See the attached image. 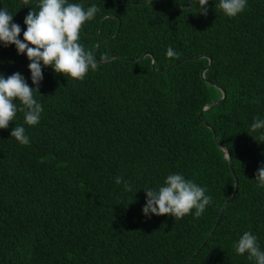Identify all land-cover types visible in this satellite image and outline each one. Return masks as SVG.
Returning a JSON list of instances; mask_svg holds the SVG:
<instances>
[{"label": "trees", "instance_id": "1", "mask_svg": "<svg viewBox=\"0 0 264 264\" xmlns=\"http://www.w3.org/2000/svg\"><path fill=\"white\" fill-rule=\"evenodd\" d=\"M69 2L100 9L80 33L99 68L83 81L43 68L39 123L18 111L0 129V264H255L233 245L249 231L264 251V141L250 133L264 119V0L232 18L219 0L207 15L198 0ZM38 3L0 0L21 40ZM29 63L0 44V74L35 88ZM173 173L212 197L201 217L143 214L145 190Z\"/></svg>", "mask_w": 264, "mask_h": 264}, {"label": "clouds", "instance_id": "2", "mask_svg": "<svg viewBox=\"0 0 264 264\" xmlns=\"http://www.w3.org/2000/svg\"><path fill=\"white\" fill-rule=\"evenodd\" d=\"M22 3L28 5L29 0H22ZM198 3L200 14L207 15L209 0H198ZM37 7L38 11L31 8L24 19L26 30L23 31V40L20 39L22 28L13 22V15L6 9H0V44L4 47L15 45L18 54L26 53L30 61L31 81L36 86L30 87L19 72L7 78L0 74V129H8L18 111L23 113L26 125L39 123L43 108L34 98V91L40 92L43 68L51 67L56 74L73 81H83L90 70L99 68L93 52L80 43L83 26L100 11L96 5L85 9L82 4L69 0H39ZM215 7L232 18L245 11L247 0H219ZM166 55L168 58L178 57L171 47ZM25 132V127L16 125L11 137L20 145L27 146L30 139ZM250 133H259L258 137L249 135L257 141H264V119L254 118ZM255 180L257 187L264 188V164L258 169ZM115 182L118 185L123 182L125 191L132 190L123 177H117ZM145 191L146 203L142 211L147 217L167 215L177 221L194 210L195 217L199 218L212 203V197L206 195L204 187L179 173L169 174L164 185L157 190L148 188ZM233 247L238 255L247 253L248 259L254 260L255 264H264V251L251 232L245 231Z\"/></svg>", "mask_w": 264, "mask_h": 264}, {"label": "water", "instance_id": "3", "mask_svg": "<svg viewBox=\"0 0 264 264\" xmlns=\"http://www.w3.org/2000/svg\"><path fill=\"white\" fill-rule=\"evenodd\" d=\"M148 54H145L144 56H142L141 57V59H143L145 56H147ZM154 64V63H153ZM153 67H154V65H153ZM204 73H205V70L202 72V77L204 78ZM223 98H225V94H224V97ZM221 102V101H220ZM220 102H218V103H216L215 105H217V104H219ZM225 149V148H224ZM226 150V152H227V157L229 158V153H228V150L227 149H225ZM236 185H237V180H236ZM236 191H237V187L235 188V191H234V193H233V195L236 193ZM230 201V199L227 201V203L225 204V206L223 207V211L225 210V207H226V205L228 204V202ZM222 211V212H223ZM220 220H221V217L219 218V221L218 222H220Z\"/></svg>", "mask_w": 264, "mask_h": 264}]
</instances>
